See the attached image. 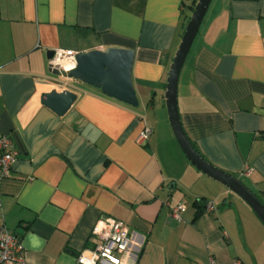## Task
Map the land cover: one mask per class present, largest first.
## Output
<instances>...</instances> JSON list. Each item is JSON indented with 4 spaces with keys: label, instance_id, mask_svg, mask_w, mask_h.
<instances>
[{
    "label": "crops",
    "instance_id": "1",
    "mask_svg": "<svg viewBox=\"0 0 264 264\" xmlns=\"http://www.w3.org/2000/svg\"><path fill=\"white\" fill-rule=\"evenodd\" d=\"M196 1L0 0V134L18 152L0 179V225L23 246L16 264H74L101 216L129 229L121 264H264V224L191 165L169 125L167 72ZM108 47L134 51L136 107L48 66L56 48ZM52 89L77 95L62 116L40 101ZM177 106L198 153L264 203V0L210 1ZM168 200L186 206L182 221Z\"/></svg>",
    "mask_w": 264,
    "mask_h": 264
},
{
    "label": "water",
    "instance_id": "2",
    "mask_svg": "<svg viewBox=\"0 0 264 264\" xmlns=\"http://www.w3.org/2000/svg\"><path fill=\"white\" fill-rule=\"evenodd\" d=\"M211 0H197L185 25L181 41L169 65L164 92L166 113L173 136L187 160L207 177L219 182L241 198L264 224V203L241 180L207 162L187 138L178 113L177 86L180 70L200 28ZM53 51L47 57L51 58ZM134 51L116 47L93 49L76 54V66L67 75L74 80L99 88L120 102L136 107L138 100L132 83ZM58 74L56 69H53ZM77 95L69 90L51 91L41 97V103L58 116L65 114Z\"/></svg>",
    "mask_w": 264,
    "mask_h": 264
},
{
    "label": "built area",
    "instance_id": "3",
    "mask_svg": "<svg viewBox=\"0 0 264 264\" xmlns=\"http://www.w3.org/2000/svg\"><path fill=\"white\" fill-rule=\"evenodd\" d=\"M72 49L56 48L53 55L48 59V66L56 69L58 74L69 78L67 73L76 66V54ZM153 133L149 125H145L137 136V142L145 143ZM264 136V132H263ZM18 155L11 139L6 134H0V179L11 176L12 165ZM165 205L168 207V215L175 222L182 221V215L186 206L182 202L168 200ZM214 208L212 202H207L205 210ZM92 245L80 250L74 264H121L124 253L130 246L129 229L123 221L110 216H101L95 223L92 233ZM0 259L5 264H16L23 260V246L15 234L9 232L0 225ZM209 264H214L212 258ZM235 264H244L236 261Z\"/></svg>",
    "mask_w": 264,
    "mask_h": 264
},
{
    "label": "trees",
    "instance_id": "4",
    "mask_svg": "<svg viewBox=\"0 0 264 264\" xmlns=\"http://www.w3.org/2000/svg\"><path fill=\"white\" fill-rule=\"evenodd\" d=\"M192 10H193V7H192ZM197 151V150H196ZM198 152V151H197ZM202 156V155H201Z\"/></svg>",
    "mask_w": 264,
    "mask_h": 264
}]
</instances>
